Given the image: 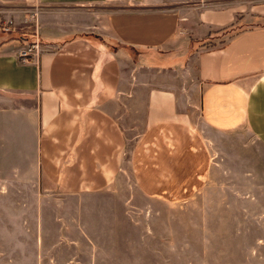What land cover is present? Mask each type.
<instances>
[{
  "label": "crops",
  "instance_id": "0c3cea01",
  "mask_svg": "<svg viewBox=\"0 0 264 264\" xmlns=\"http://www.w3.org/2000/svg\"><path fill=\"white\" fill-rule=\"evenodd\" d=\"M248 214L264 229V0H0V254L176 264Z\"/></svg>",
  "mask_w": 264,
  "mask_h": 264
},
{
  "label": "rangeland",
  "instance_id": "374dc122",
  "mask_svg": "<svg viewBox=\"0 0 264 264\" xmlns=\"http://www.w3.org/2000/svg\"><path fill=\"white\" fill-rule=\"evenodd\" d=\"M244 24H237L236 27H243ZM235 27V29H236ZM228 35L217 39L216 41L207 40L204 41L201 46L210 47L217 42L221 43L226 39ZM250 211V210H249ZM248 215H241L240 221L238 220L237 226L240 228L245 237L236 239H226L223 241L210 240L208 242V253L202 255H176L172 257L176 264H264V238L254 239L251 235L259 234L263 235V225H255L251 217ZM224 243V244H222ZM6 246L1 245L0 251L6 252ZM221 252V253H220ZM223 253V254H222ZM54 256L45 255V262L47 263L49 258ZM58 261H65V256H55ZM12 260V261H9ZM152 260V256L144 255L143 261L148 264ZM24 261H29L25 256L17 255L16 250L12 248V256L0 254V264H23ZM10 264V263H9Z\"/></svg>",
  "mask_w": 264,
  "mask_h": 264
},
{
  "label": "built area",
  "instance_id": "2783aa9c",
  "mask_svg": "<svg viewBox=\"0 0 264 264\" xmlns=\"http://www.w3.org/2000/svg\"><path fill=\"white\" fill-rule=\"evenodd\" d=\"M38 48H39V43L38 40H35L34 42L30 43L27 45L25 48L21 49L19 52L20 59L22 61H28L31 59L32 56L38 55Z\"/></svg>",
  "mask_w": 264,
  "mask_h": 264
},
{
  "label": "trees",
  "instance_id": "16d2710c",
  "mask_svg": "<svg viewBox=\"0 0 264 264\" xmlns=\"http://www.w3.org/2000/svg\"><path fill=\"white\" fill-rule=\"evenodd\" d=\"M30 35H32L31 32H26V31H18V32H12V35L10 37L12 38H17V39H23L24 37H28L30 39ZM34 42V40L29 41V43Z\"/></svg>",
  "mask_w": 264,
  "mask_h": 264
}]
</instances>
